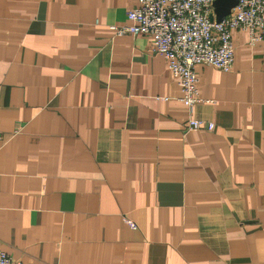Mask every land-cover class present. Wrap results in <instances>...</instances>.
Segmentation results:
<instances>
[{
  "label": "crops",
  "instance_id": "0c3cea01",
  "mask_svg": "<svg viewBox=\"0 0 264 264\" xmlns=\"http://www.w3.org/2000/svg\"><path fill=\"white\" fill-rule=\"evenodd\" d=\"M137 0H0V250L23 264H264V58L196 65L189 109ZM188 120L214 127L190 130Z\"/></svg>",
  "mask_w": 264,
  "mask_h": 264
},
{
  "label": "built area",
  "instance_id": "2783aa9c",
  "mask_svg": "<svg viewBox=\"0 0 264 264\" xmlns=\"http://www.w3.org/2000/svg\"><path fill=\"white\" fill-rule=\"evenodd\" d=\"M214 0H137L126 14L127 23L112 25L118 35H147L151 50L166 61L189 108L199 101L195 66L208 65L227 72L233 64L231 31L248 34L250 45L259 42L264 58V0H237L230 13L215 20ZM212 129V122L188 120V128ZM0 129V139H1ZM0 264H23L0 250Z\"/></svg>",
  "mask_w": 264,
  "mask_h": 264
},
{
  "label": "water",
  "instance_id": "95a60500",
  "mask_svg": "<svg viewBox=\"0 0 264 264\" xmlns=\"http://www.w3.org/2000/svg\"><path fill=\"white\" fill-rule=\"evenodd\" d=\"M237 3V0H214V14L215 20L221 21L226 15L230 13Z\"/></svg>",
  "mask_w": 264,
  "mask_h": 264
}]
</instances>
